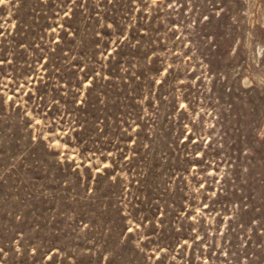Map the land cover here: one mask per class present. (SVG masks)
I'll return each mask as SVG.
<instances>
[{
	"label": "rangeland",
	"instance_id": "374dc122",
	"mask_svg": "<svg viewBox=\"0 0 264 264\" xmlns=\"http://www.w3.org/2000/svg\"><path fill=\"white\" fill-rule=\"evenodd\" d=\"M0 264H264V0H0Z\"/></svg>",
	"mask_w": 264,
	"mask_h": 264
}]
</instances>
